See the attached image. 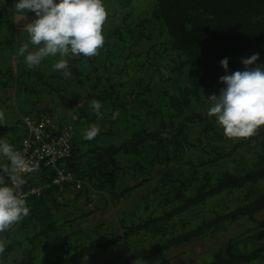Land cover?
I'll return each instance as SVG.
<instances>
[{"label": "trees", "instance_id": "trees-1", "mask_svg": "<svg viewBox=\"0 0 264 264\" xmlns=\"http://www.w3.org/2000/svg\"><path fill=\"white\" fill-rule=\"evenodd\" d=\"M16 2L0 0V137L18 151L27 114L55 132L71 123V153L26 185L57 168L80 185L25 197L0 264H264V125L227 137L207 99L242 58L264 64V0H102L105 44L68 58L72 78L53 69L59 56L28 69L17 55L29 37L13 26ZM90 124L100 132L87 141Z\"/></svg>", "mask_w": 264, "mask_h": 264}, {"label": "clouds", "instance_id": "clouds-1", "mask_svg": "<svg viewBox=\"0 0 264 264\" xmlns=\"http://www.w3.org/2000/svg\"><path fill=\"white\" fill-rule=\"evenodd\" d=\"M15 11L35 14L31 22H27L25 15L20 18L26 21L21 31L27 32L29 40L18 49L17 55L24 56L28 69L38 67L47 57L59 56L53 69L62 71L65 78H72L68 58L94 57L105 44L102 27L108 13L102 0H17ZM29 44L36 46L35 50L30 51ZM258 58L259 53L242 58L244 70L221 76L219 82L224 87L219 95L207 98L211 102L208 115L215 117L227 137H249L264 125V64L256 65ZM219 63L227 73L228 59L225 57ZM89 106L98 119L103 118L100 101L93 99ZM118 116L117 110L111 118ZM4 124L5 114L0 110V125ZM99 132L98 124H90L82 132V139L91 141ZM0 156L8 161V165L0 167V233H4L30 214L21 191L25 184L22 174L36 169L29 168L24 156L3 137ZM6 243L0 240V255Z\"/></svg>", "mask_w": 264, "mask_h": 264}, {"label": "built area", "instance_id": "built-area-1", "mask_svg": "<svg viewBox=\"0 0 264 264\" xmlns=\"http://www.w3.org/2000/svg\"><path fill=\"white\" fill-rule=\"evenodd\" d=\"M22 123L26 129L25 136L21 139L20 152L28 163L29 168H34V171H25L22 176L25 180L23 185L25 189H21L24 198L30 195H37L42 189L50 186H62L64 183H75L79 187L80 182H76L73 174L70 171H65L62 168L56 169V174L53 176L51 183H30L26 185V176L39 172L45 166L56 168V163L68 156L73 148L75 139V130L71 123L63 124L58 131L52 119L44 114L34 116L27 114L22 117ZM36 181V180H35Z\"/></svg>", "mask_w": 264, "mask_h": 264}, {"label": "rangeland", "instance_id": "rangeland-1", "mask_svg": "<svg viewBox=\"0 0 264 264\" xmlns=\"http://www.w3.org/2000/svg\"><path fill=\"white\" fill-rule=\"evenodd\" d=\"M27 16L28 20L27 22H31L33 19H34V13H29V14H25V13H19V14H16V12L14 13V18H13V26L16 30H19L20 32L18 33L19 36H26V32L25 31H21V28L23 27L24 23L26 21L24 20H21L20 21V18L22 16Z\"/></svg>", "mask_w": 264, "mask_h": 264}, {"label": "bare ground", "instance_id": "bare-ground-1", "mask_svg": "<svg viewBox=\"0 0 264 264\" xmlns=\"http://www.w3.org/2000/svg\"><path fill=\"white\" fill-rule=\"evenodd\" d=\"M16 69V68H15ZM17 71H19V70H17ZM17 73V72H16ZM67 119V118H66Z\"/></svg>", "mask_w": 264, "mask_h": 264}]
</instances>
